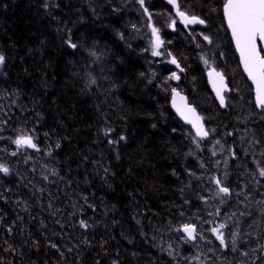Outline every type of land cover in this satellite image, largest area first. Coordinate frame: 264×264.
Wrapping results in <instances>:
<instances>
[{"label":"trees","instance_id":"1","mask_svg":"<svg viewBox=\"0 0 264 264\" xmlns=\"http://www.w3.org/2000/svg\"><path fill=\"white\" fill-rule=\"evenodd\" d=\"M188 1L212 43L198 31L180 51L167 42L184 69L177 82L153 64L167 58L146 52L141 23L126 18L137 0H0V164L10 169L0 173V264H179L162 246L205 215L201 165L210 164L172 112V89L222 139L221 130L235 138L239 122L252 138L264 134L224 34L223 0ZM211 67L230 85L226 110L207 89ZM21 133L39 160L13 146ZM258 236L264 246V230Z\"/></svg>","mask_w":264,"mask_h":264},{"label":"rangeland","instance_id":"2","mask_svg":"<svg viewBox=\"0 0 264 264\" xmlns=\"http://www.w3.org/2000/svg\"><path fill=\"white\" fill-rule=\"evenodd\" d=\"M129 1L133 3V0ZM164 4V0H144V8L148 10L147 14H145L144 8L140 4L129 8V14L126 18L131 22L136 19L135 22L141 23L140 37H148L150 40L151 25L156 28V26L166 24L168 29L172 26L173 21L171 18L173 16L169 12V7ZM181 4L191 11L189 1L185 0ZM157 51L159 52V50ZM157 56L162 57L161 55ZM153 64L159 70L163 71V69L170 68L173 72L169 59L165 61L162 58L159 64H156V61L153 60ZM227 132L221 130V134H225L222 140L211 133L213 138L207 141V148L205 150L203 148L198 149V152L206 156L205 161L210 165L207 167L203 163L204 169L201 179V183L206 190V196L202 202L205 215L196 217L195 223L197 222V225L191 224L197 226V233L205 236L206 239H200L197 235L196 240L185 242L184 235L181 231L180 233L177 231L175 235L178 236V239L173 241L170 239L167 245L162 246V249L171 251L172 254L180 257L178 259L179 264H264V246L258 236V232L264 230V177H260L258 171L259 168H264V162L258 159L256 167L252 165L250 159L258 156L256 147L252 148L254 146L253 142L259 143L260 155H264V134L262 132V135L259 136L260 142L257 138H250L244 147H240L241 139L233 138ZM21 135L25 134L21 133ZM216 141H219V144ZM13 146L17 147L15 144ZM239 147L243 150L242 155L249 154V159L238 155ZM246 148L251 149V151ZM23 151L26 156L30 157L32 162L36 159L39 160V156H36L35 160L32 157L35 152L33 148L25 147ZM213 152L216 154L213 155ZM200 159L201 161L204 160ZM255 160H253L254 163ZM213 178L220 179L222 185L230 189V194L227 196L220 194L218 196V189ZM217 209L220 212L218 216L214 215ZM220 223L227 224V227L223 230L227 247H221L219 241L210 231L212 227ZM259 226L261 230H259ZM233 233L236 234L235 250H233ZM181 249H186V255H182Z\"/></svg>","mask_w":264,"mask_h":264},{"label":"snow or ice","instance_id":"3","mask_svg":"<svg viewBox=\"0 0 264 264\" xmlns=\"http://www.w3.org/2000/svg\"><path fill=\"white\" fill-rule=\"evenodd\" d=\"M137 2L144 8V0H137ZM168 3L171 4L176 9V14L181 18V22L185 23V25L191 24H205V20L199 18L198 16L187 15L184 11L180 10L179 5L177 4V0H168ZM145 14L148 13L147 8H144ZM224 15L228 23V27L231 29L233 40L235 41L237 51L240 53L241 63L244 65L245 71L248 73L250 79H252L253 83L256 84V107L264 111V56L260 55V52L257 50V38L260 41L264 42V0H227L224 4ZM151 17L149 16V19ZM175 24V20H173V25ZM153 35L155 37L153 41V51L152 55L157 56L160 53L156 50L162 44L160 37L158 35V29H152ZM203 35V33H201ZM203 39L208 41L209 44L212 43L211 39L207 35H203ZM68 47L71 49H77L78 45L72 43L71 39L65 41ZM88 55L91 57H95L99 59L97 56V52L93 49L88 50ZM171 55V53H169ZM203 59V57H202ZM172 64H176L177 68H180V65L177 63L176 59L173 58L170 61ZM206 64L208 63L207 60L204 61ZM4 63V56L0 54V65ZM180 71H184L183 68H180ZM143 75V74H141ZM219 75V74H217ZM179 79L176 73H172V77ZM221 82L223 81V77L220 78ZM96 81L93 79L90 83H95ZM223 87L221 90L217 91V98L220 101L221 107L225 106V97L221 94ZM173 93H175V89H173ZM179 111V109H178ZM190 112L193 114L195 113L194 109H189ZM183 116L184 114L181 113ZM187 119V117H185ZM200 117L196 116L194 120H188L189 123H192L193 127L196 128V134L200 139H204L209 135V132L203 128V125L199 123ZM111 131L105 130V135H108V132ZM231 135V133H229ZM120 140H124L125 137L121 136ZM16 146L17 149H23L25 147L28 148H36V145L33 143V137L28 135H20L17 136L16 139L12 141ZM118 141L109 140V144H115ZM219 144V141H216ZM199 147V144H197ZM59 147V144L56 145ZM13 156L17 155L16 152L11 153ZM216 153L213 152V155ZM203 167V164L201 165ZM10 169L5 166L4 164H0V173H4L7 175ZM259 176L264 177V168H259ZM52 175H56L55 170L52 171ZM45 180L48 179L47 176L44 177ZM214 179V183L217 186L218 192L217 195L223 194L227 196L230 194V189L226 186L222 185L220 179ZM211 214V213H210ZM214 215H220L219 209H217ZM235 215V214H233ZM80 226L82 228H87L88 225L84 220L80 221ZM227 227L226 223H220L210 229L212 234L216 237L219 241L221 247H227V243L225 240V233L224 229ZM11 231V229H9ZM177 231H182L184 233L183 239L185 242L194 241L197 239L196 228L192 224H184L181 226L180 229ZM200 239H206L205 236L199 235ZM233 238V250H235V240L236 234H232ZM51 247L56 248L55 244H52ZM171 248V246H169ZM171 251L169 255H171ZM246 254V253H245Z\"/></svg>","mask_w":264,"mask_h":264},{"label":"flooded vegetation","instance_id":"4","mask_svg":"<svg viewBox=\"0 0 264 264\" xmlns=\"http://www.w3.org/2000/svg\"><path fill=\"white\" fill-rule=\"evenodd\" d=\"M178 1V5L180 7V10L181 11H184L186 14H188L189 16H192V15H195L193 11H190L188 9L185 8V6H183L181 4V2L185 1H181V0H177ZM188 1V0H186ZM226 0H223V4H222V8L225 4ZM165 3V2H164ZM165 6L167 4H164ZM168 6V5H167ZM169 7V6H168ZM169 12L172 14L173 18H171V20H175V24L170 27V34L171 36L169 35L168 31H167V25L166 24H161V26H156V29H158V35L160 37V40L162 41V44L160 45V47L156 50H159V53L162 57H166L168 61L169 59V64H170V60L175 58L177 63H178V60H177V55L174 53L173 55H169L170 51L166 48V44L169 40H172V42L175 44V47H174V50H177V51H180L181 50V47L184 46L186 44V41L189 40V36L191 33H195L193 31H198V39H203V35H207V29H208V25H207V22H205V24H203L202 26H194V27H190V26H181L179 25L178 23V20L173 12V10L169 7ZM193 12V13H192ZM223 10L221 9V16L220 18L222 19V22L224 24V27H225V32L224 34L225 35H228V39L230 41V44H231V47H232V50H233V53L235 55V59L238 63V59H237V56H236V53L234 51V48L232 46V42H231V39L229 37V34L227 32V29H226V26H225V22H224V18H223ZM195 16H198V15H195ZM199 17V16H198ZM200 18V17H199ZM202 19V18H201ZM152 29L153 27L151 26V31L149 33V37H150V40L148 39V37H145L144 38V41H145V48H146V52L149 54V53H152L153 51V48L150 49V47H153V41L155 39L154 35H153V32H152ZM201 33H203V35H201ZM161 57H157V60H159ZM162 60V58H161ZM179 64V63H178ZM181 68V67H180ZM180 68H177L176 65H172L171 64V69L173 72H171L170 68L169 69H163V72L165 73L166 76H170L172 77V73H176V75L180 78L179 75L182 74L183 71H180ZM206 79V77H205ZM177 82L179 81V79H175ZM206 82V86H207V89L209 90L210 92V89H209V86H208V83H207V80H205ZM174 89H177L179 91H181L180 89L178 88H174ZM173 90V89H172ZM182 92V91H181ZM211 93V92H210ZM191 96L192 98H195L197 99V92L195 90H193L191 93ZM212 94V93H211ZM254 103V102H252ZM247 115V118L248 119H253L248 113H246ZM245 115V117H246ZM245 120V119H244ZM237 131L236 134H237V137L241 139L240 141V147L241 146H245V143L248 142V140L250 138H252V135L255 134V131L253 129L250 128L249 124L248 123H245V122H239L238 124V128L235 130ZM245 138V139H244ZM254 146L253 147H256V150L258 151V146H259V143L257 142H253ZM241 149V148H240ZM247 150L251 151V149L249 148H246ZM243 151V150H242ZM246 156V155H245ZM248 156V155H247ZM246 156V157H247ZM264 156V155H262ZM192 242V241H191Z\"/></svg>","mask_w":264,"mask_h":264},{"label":"water","instance_id":"5","mask_svg":"<svg viewBox=\"0 0 264 264\" xmlns=\"http://www.w3.org/2000/svg\"><path fill=\"white\" fill-rule=\"evenodd\" d=\"M164 1L166 2L167 5H169L172 8V10H173V12H174V14H175V16H176V18L178 20L179 25L184 26V27H186V26H190V27L202 26L201 24L185 25V23L181 22V18L179 16H177L176 9L171 4L168 3V0H164ZM226 2H227V0H226ZM177 4H178V2H177ZM222 10H223L222 13H223L225 26H226L227 32L229 34V37L231 39L234 51L236 53L241 72H242L243 76L245 77V79L248 81V83L252 86L253 93H254V103H255V106H256V95H257V93H256V84L253 83L252 79L249 78L248 73L244 69V65L241 63L240 53L237 51L235 41L233 40V37H232L231 29L228 27V23H227V20L225 18V15H224V6H223ZM256 46H257V50L260 52V55L264 56V42L260 41L259 38H257ZM172 65L175 66L176 64H172ZM217 74H219V75H217ZM205 75H206V80H207L210 92L212 93L215 101L220 106V108L222 110H224L225 106L221 107L220 101L217 98V91L221 90V88L223 87V90H222V93H221L223 96H224V94L226 92L229 91V88H228L227 83H226L225 76L222 74L221 71L216 70V69H209L208 71H206ZM221 77H223V81L222 82H221V79H220ZM170 108H171L172 112L176 115V117L182 122V124L189 126L191 128V130L193 131L194 135L198 139H200V137H198L197 134H196V128H194L192 123H189L188 120H194L195 117L198 116V117H200L199 123L203 125V128L205 130H206V126H205V123H204L202 117L200 116V114L196 110V108L192 104L189 103L186 95L183 94L181 91H179L177 89H175V93H173V90H172L171 97H170ZM178 109H179V111H178ZM189 109H194L195 113L193 114L192 112L189 111ZM181 113H183L184 115L182 116ZM185 117H187V119H185ZM208 136L206 138H208ZM206 138H204V139H206Z\"/></svg>","mask_w":264,"mask_h":264},{"label":"bare ground","instance_id":"6","mask_svg":"<svg viewBox=\"0 0 264 264\" xmlns=\"http://www.w3.org/2000/svg\"><path fill=\"white\" fill-rule=\"evenodd\" d=\"M174 88V87H173Z\"/></svg>","mask_w":264,"mask_h":264}]
</instances>
